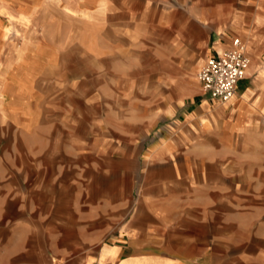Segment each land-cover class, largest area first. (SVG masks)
<instances>
[{
	"label": "crops",
	"instance_id": "1",
	"mask_svg": "<svg viewBox=\"0 0 264 264\" xmlns=\"http://www.w3.org/2000/svg\"><path fill=\"white\" fill-rule=\"evenodd\" d=\"M75 1L80 62L34 49L0 99V264H264V66L228 103L181 95L264 0Z\"/></svg>",
	"mask_w": 264,
	"mask_h": 264
},
{
	"label": "rangeland",
	"instance_id": "2",
	"mask_svg": "<svg viewBox=\"0 0 264 264\" xmlns=\"http://www.w3.org/2000/svg\"><path fill=\"white\" fill-rule=\"evenodd\" d=\"M49 1L51 0H0V88L1 85H4V89L1 88L0 92L2 101L6 99L9 87L27 79L24 75H18L17 71L20 68H25L26 71L29 65L36 64L34 61L31 63L29 56L25 55L26 53L29 54L34 49L43 52L44 48H48L54 50L59 59L64 57V59L69 58L72 63L80 62L81 52L77 45V32L84 30L87 24L73 19L75 15H72V12L69 14L70 16H65L62 10L65 8L60 6V0H55L53 3ZM115 25H117L116 30L119 38L116 49L125 48L123 47L127 32L125 24ZM229 25L225 23L211 24L218 28H225ZM134 28L142 41L136 46L138 50L144 51L147 48L145 44L153 38L157 28L148 22L134 23ZM230 36L239 38L245 44L251 57L246 75H252L251 79L254 80L257 76L254 72H257L261 65L264 66V22L257 24L248 20L241 22V29L234 30ZM193 63L192 57L183 63L182 98L193 94L203 95L202 86L197 79V73L203 65L198 70L192 71ZM141 78H145L144 75ZM239 85L240 88H243L244 82ZM140 90L147 92V87L142 86L139 88ZM175 93L168 92L167 95L171 98Z\"/></svg>",
	"mask_w": 264,
	"mask_h": 264
},
{
	"label": "built area",
	"instance_id": "3",
	"mask_svg": "<svg viewBox=\"0 0 264 264\" xmlns=\"http://www.w3.org/2000/svg\"><path fill=\"white\" fill-rule=\"evenodd\" d=\"M250 65L245 44L233 38L230 48L209 57L197 73L203 94L212 100L228 103L237 94L239 83L246 77ZM41 264H67L48 262Z\"/></svg>",
	"mask_w": 264,
	"mask_h": 264
}]
</instances>
